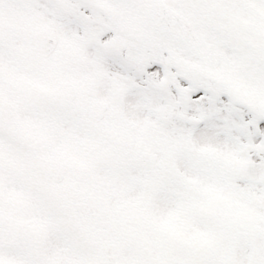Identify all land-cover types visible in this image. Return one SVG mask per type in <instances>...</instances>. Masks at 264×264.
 Instances as JSON below:
<instances>
[{
	"label": "snow or ice",
	"instance_id": "snow-or-ice-1",
	"mask_svg": "<svg viewBox=\"0 0 264 264\" xmlns=\"http://www.w3.org/2000/svg\"><path fill=\"white\" fill-rule=\"evenodd\" d=\"M0 264H264V0H0Z\"/></svg>",
	"mask_w": 264,
	"mask_h": 264
}]
</instances>
